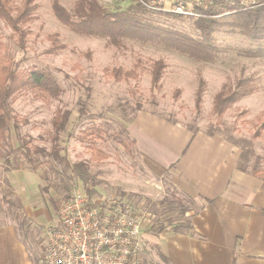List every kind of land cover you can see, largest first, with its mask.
<instances>
[{
	"label": "rangeland",
	"instance_id": "rangeland-1",
	"mask_svg": "<svg viewBox=\"0 0 264 264\" xmlns=\"http://www.w3.org/2000/svg\"><path fill=\"white\" fill-rule=\"evenodd\" d=\"M75 1L61 0V3L72 10ZM14 2L19 5L21 0ZM36 2L34 17L28 24L31 32L28 45L24 49L0 18V37L20 66L50 70L64 88L58 98L45 99L31 91L19 93L12 103L17 118L13 122L17 126L12 125L8 137L0 139V224L13 222L19 228L29 243L33 264H43L47 229L56 223L58 206L74 189H93L94 197L118 195L130 200L151 212L152 231L161 227L164 231L182 230L189 225L200 201L175 190L167 173L156 177L144 167L127 128L138 110L156 113L173 124L180 122L193 133L220 134L239 148L240 169L251 173L255 169L264 171V132L254 137L256 127L264 118V55L257 57L244 52L245 48L257 44L240 34L218 31L216 40L224 51L212 62L197 60L161 44L133 39H125L121 47H116L107 38L72 31L55 16L53 0ZM100 2L112 11L125 10L135 3L134 0ZM157 19L192 35L199 33L190 16L163 15ZM52 33H57L65 44L55 52L49 50L48 35ZM160 59L165 63L160 87L152 88V67ZM106 67H136L139 76L117 80L105 72ZM241 78H247L252 92L217 116L213 112L217 93ZM199 89L201 103L197 107ZM58 108L71 111L59 140L63 147L61 153L71 164L87 163L91 177L87 184L52 154L49 134ZM24 144L32 150L33 164L23 154ZM100 152L107 153L108 157L99 158ZM9 172L20 174L16 185L9 179L12 178ZM32 184L40 192L39 206L46 205L49 209H46L51 217L48 223L39 221L40 224L33 225L17 196L16 190L30 189ZM183 208L188 211L184 212ZM145 258V264H167L157 249H152V255L146 254Z\"/></svg>",
	"mask_w": 264,
	"mask_h": 264
},
{
	"label": "crops",
	"instance_id": "crops-1",
	"mask_svg": "<svg viewBox=\"0 0 264 264\" xmlns=\"http://www.w3.org/2000/svg\"><path fill=\"white\" fill-rule=\"evenodd\" d=\"M127 128L147 171L167 173L175 190L200 201L184 229L148 228L151 250L158 246L172 264H264V179L238 167L237 146L146 110H138ZM14 173L8 174L16 185L21 177ZM30 186L16 190L25 215L33 225L48 223V208L39 206L40 192ZM28 244L13 222L0 224V264H33Z\"/></svg>",
	"mask_w": 264,
	"mask_h": 264
},
{
	"label": "trees",
	"instance_id": "trees-1",
	"mask_svg": "<svg viewBox=\"0 0 264 264\" xmlns=\"http://www.w3.org/2000/svg\"><path fill=\"white\" fill-rule=\"evenodd\" d=\"M36 1L21 0L18 5L14 0H0V18L12 29L15 41L23 49L28 45L31 33L28 24L34 17ZM52 8L58 20L72 31L81 35L107 38L108 42L116 47H121L125 39H133L142 43L161 44L165 48L197 60L212 62L224 51L223 46L216 40V33L222 31L240 34L257 44L244 49L248 55L257 57L264 55V5L244 10L238 0H220L215 3L213 10H204L202 16L191 17L194 27L199 31L197 36L162 24L157 19L163 15L167 17H182V15L149 10L136 2L125 10L112 11L100 0H76L73 9L70 10L61 3V0H53ZM226 12L230 13L225 14ZM48 39L51 41L50 52L65 46L57 33L49 34ZM164 67L165 63L162 59L154 62L151 71L152 88L160 87ZM105 72L117 80L139 76L136 67L130 69L106 67ZM63 89L52 71L37 66L21 67L0 37V139L8 137L12 125L17 126L13 122L17 118L13 113L12 103L19 93L31 91L39 97L49 99L58 98ZM252 89L253 87L247 83V78L237 80L234 85H225L214 99L213 112L217 116L223 115L235 102L252 92ZM201 93L202 90L199 89L197 107H200ZM84 111L83 107L82 112ZM70 115L69 109L58 108L52 118V131L49 134L53 142L52 154L61 163L70 167L84 184H87L91 180L87 163L79 161L71 164L61 153L63 147L59 144V140L68 125ZM263 132L264 118L256 127L254 137H259ZM122 142L125 144L123 140ZM23 154L31 164L34 163L32 150L26 144L23 147ZM100 154L99 158L108 157L107 153L100 152ZM6 160L8 161L7 158ZM253 173L264 178V171L255 169ZM87 193L93 196L94 190L87 188ZM187 210L188 208H183L184 212ZM152 226L153 222L149 228L151 229ZM154 247L164 262L172 264L158 246ZM151 255L152 250L149 252V256ZM146 261L145 258L143 264Z\"/></svg>",
	"mask_w": 264,
	"mask_h": 264
},
{
	"label": "built area",
	"instance_id": "built-area-1",
	"mask_svg": "<svg viewBox=\"0 0 264 264\" xmlns=\"http://www.w3.org/2000/svg\"><path fill=\"white\" fill-rule=\"evenodd\" d=\"M134 1L149 10L199 17L220 0ZM238 1L244 10L264 5V0ZM151 224V212L130 200L74 189L47 229L43 264H143L151 251L146 239Z\"/></svg>",
	"mask_w": 264,
	"mask_h": 264
}]
</instances>
